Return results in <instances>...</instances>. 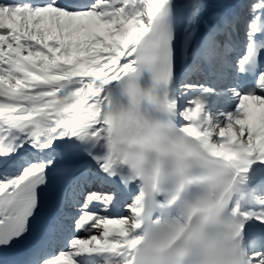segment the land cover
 I'll return each mask as SVG.
<instances>
[{
  "label": "snow or ice",
  "instance_id": "1",
  "mask_svg": "<svg viewBox=\"0 0 264 264\" xmlns=\"http://www.w3.org/2000/svg\"><path fill=\"white\" fill-rule=\"evenodd\" d=\"M97 260L264 264V0H0V264Z\"/></svg>",
  "mask_w": 264,
  "mask_h": 264
},
{
  "label": "bare ground",
  "instance_id": "2",
  "mask_svg": "<svg viewBox=\"0 0 264 264\" xmlns=\"http://www.w3.org/2000/svg\"><path fill=\"white\" fill-rule=\"evenodd\" d=\"M233 103H235V102L233 101Z\"/></svg>",
  "mask_w": 264,
  "mask_h": 264
}]
</instances>
